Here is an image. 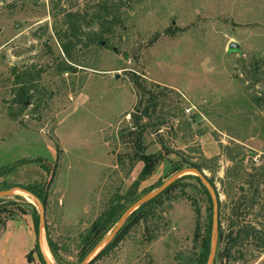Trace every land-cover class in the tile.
<instances>
[{
	"label": "rangeland",
	"instance_id": "rangeland-1",
	"mask_svg": "<svg viewBox=\"0 0 264 264\" xmlns=\"http://www.w3.org/2000/svg\"><path fill=\"white\" fill-rule=\"evenodd\" d=\"M103 1L0 0V181L47 188L40 231L57 252L47 248L49 264H81L98 244L85 250L82 236L130 192L140 169L128 170L134 149L121 131H131L151 90L145 153L171 154L139 184L137 200L172 177L171 162L198 165L218 197L223 235L255 233L218 264H264V109L252 103L264 98V0H143L120 7L108 46L86 48V34L101 32L92 18ZM68 14L84 20L75 65L59 48ZM64 64L73 71L60 72ZM179 185L184 196L181 186L169 192L92 264H190L200 253L195 226L208 209L211 225L212 203L195 179ZM2 200L0 264H44L37 205L17 193Z\"/></svg>",
	"mask_w": 264,
	"mask_h": 264
},
{
	"label": "trees",
	"instance_id": "trees-1",
	"mask_svg": "<svg viewBox=\"0 0 264 264\" xmlns=\"http://www.w3.org/2000/svg\"><path fill=\"white\" fill-rule=\"evenodd\" d=\"M143 0H104L99 6H97V11L94 14V17L92 19H96L100 23L101 32L99 33H91L86 34V44L85 47L88 48L90 45H96L100 46L101 42L105 40L104 33H110L112 30V27L117 25L120 22L119 17V9L122 6L132 7L134 3L141 2ZM84 22L83 18L79 17L76 14H68L67 17L64 20V23L67 25V29L62 33V35H58L59 40V48L60 52L63 55V61L73 64H76V60L74 57V49L76 45H78L81 42V37L83 36V33L81 32L80 25ZM167 36H174L173 30H165L164 32ZM157 35L155 36L156 39ZM106 45L108 46L109 42L106 39L105 40ZM63 65V64H62ZM68 65V64H67ZM64 64L63 68H60V72L63 73H69L70 71H73L71 66H67ZM70 70V71H69ZM18 78V77H17ZM135 86L138 90H141V86L138 83H135ZM147 95L146 102L148 103L147 106L143 108V110L140 112V115L135 119L133 127L131 128V131H121V135H126L127 138L131 139V144L134 149V153L130 159V167L128 170L131 171V169L134 168L135 165L141 164V170L138 173V176L136 180L131 184L130 186V192L126 194V198H122L123 203L120 204L119 202H116L114 205L110 206L108 211L104 212L102 215H100L95 221L92 222L90 227L87 229L85 234L82 236V246L85 250L92 249L97 243H99L106 234L115 226V224L118 222L121 215L124 213V211L127 209V206H131L133 203L137 201L136 196V189L139 186V184L143 181H146L155 171L156 167L160 164H162L164 161H166L169 154H171V151L161 147V151L156 154H146V148L143 144V135L146 132L148 125L142 124L143 118H148L149 111H153L156 107V98L157 94L151 90L147 92H143ZM23 97V93L19 94V100ZM252 103L257 108L264 109V98H254ZM20 104L23 105V98L20 102ZM35 162L40 163L41 160L37 159ZM240 162V160H238ZM118 164H122V161L119 160ZM189 168V169H195L199 173L202 174V169L192 163H188L184 159H179L178 161L171 162L170 168H169V175H174L177 172L181 171L182 169ZM264 170V168H263ZM7 171L0 168V180L6 175ZM260 177H263V174L260 175ZM187 179H195L201 186V188L204 190L205 194H207L204 187L201 185L198 178L188 175L183 176L182 178L178 179L176 182H174L170 187H168L162 194L157 196L155 199L151 200L150 202L146 203L145 205L138 208L136 211H134L126 220L123 227L120 229V231L117 233V235L113 238V240L107 244L93 259L90 261L89 264L94 263L95 261L101 259L104 256H107L113 248L118 244L120 241L123 240V237L128 233V231L135 226H137L140 222L146 221L148 218H151L154 215V210L157 209L159 206L162 205L163 198L171 191H173L175 188L181 186L179 185L182 181ZM208 180V179H207ZM209 184L214 189L212 182L208 180ZM158 185H160L158 183ZM18 188L25 192L30 193L34 197H36L43 208L46 206V200H47V188L41 184L37 183L34 185H20V184H6L4 181H0V192L7 191L10 189ZM182 193L181 195L184 196V186H181ZM155 187L149 189L147 192H151ZM209 197V196H208ZM16 201H22L25 205L32 208V211L35 210L30 204H27L24 202V200L19 197L15 196L14 198ZM121 200V198L119 199ZM218 200V197H217ZM3 200L0 199V202ZM195 205V204H193ZM219 201H218V208H219ZM197 209H195V213H197ZM210 210L208 209V221L207 223L202 227H200L198 224L195 226L194 229V239H195V245L198 242V239H200L199 242V249L200 253L194 260L191 261L190 264H206L209 256V249H210ZM18 212H13L10 214V216H18L19 214H16ZM20 213V209H19ZM251 233V234H250ZM251 235L255 236V233H252V231L248 230H238L237 232L230 231L227 235H223L221 231V224L220 220H218V234H217V249H216V256L213 264L222 263L224 261L229 262V260L234 259L233 257V249L241 244L242 241L248 239L251 237ZM47 237V248L49 250V253L52 257H55L56 255V248L55 245L50 241L48 238V233H46ZM222 241H225V244L222 248H220V244ZM260 245H264V242H262V239H259ZM38 248V243L36 244ZM39 250V248H38ZM41 256V255H40ZM42 258V257H41ZM27 261L31 263L30 255H28ZM43 262V260H42Z\"/></svg>",
	"mask_w": 264,
	"mask_h": 264
},
{
	"label": "water",
	"instance_id": "water-1",
	"mask_svg": "<svg viewBox=\"0 0 264 264\" xmlns=\"http://www.w3.org/2000/svg\"><path fill=\"white\" fill-rule=\"evenodd\" d=\"M236 46L234 44H230L229 48L233 49ZM193 175L194 177L198 178L201 185L206 190L211 203H212V215H211V228H210V249H209V256L206 264H213L216 256V247H217V234H218V220H219V208H218V200L217 196L212 188V186L209 184L208 180L205 178L203 173H199L195 169H189L185 168L181 171L174 174L167 182L162 184L155 192L150 193L148 195L143 196L142 198L138 199L135 203H133L131 206H129L124 213L119 218L118 222L116 223L113 231L110 235L104 237L94 248L93 250L87 255V257L82 261L81 264H89L90 261L107 245L109 244L113 238L117 235V233L120 231V229L125 224L128 217L136 211L141 206L145 205L146 203L150 202L151 200L155 199L157 196L162 194L168 187H170L174 182H176L178 179L182 178L183 176ZM19 194L23 193L24 196L30 198L38 207L39 210V224H38V236H37V243L39 248V253L42 257L44 264H49V262L46 260L45 256L43 255L42 247H41V227L43 225V206L39 202V200L31 195L28 192H25L21 189L14 188L7 191L0 192V199H4L7 197L12 196L13 194Z\"/></svg>",
	"mask_w": 264,
	"mask_h": 264
},
{
	"label": "bare ground",
	"instance_id": "bare-ground-1",
	"mask_svg": "<svg viewBox=\"0 0 264 264\" xmlns=\"http://www.w3.org/2000/svg\"><path fill=\"white\" fill-rule=\"evenodd\" d=\"M19 194L24 195L23 193H19ZM46 245L47 244H45L44 241H42V235H41V247H42L43 255L45 256V258L47 260V257H49V254H48V250H47Z\"/></svg>",
	"mask_w": 264,
	"mask_h": 264
},
{
	"label": "built area",
	"instance_id": "built-area-1",
	"mask_svg": "<svg viewBox=\"0 0 264 264\" xmlns=\"http://www.w3.org/2000/svg\"><path fill=\"white\" fill-rule=\"evenodd\" d=\"M190 111H191L190 108H187V109L185 110L186 113H189Z\"/></svg>",
	"mask_w": 264,
	"mask_h": 264
},
{
	"label": "crops",
	"instance_id": "crops-1",
	"mask_svg": "<svg viewBox=\"0 0 264 264\" xmlns=\"http://www.w3.org/2000/svg\"><path fill=\"white\" fill-rule=\"evenodd\" d=\"M141 167H142L141 164H138L137 168L141 170Z\"/></svg>",
	"mask_w": 264,
	"mask_h": 264
}]
</instances>
